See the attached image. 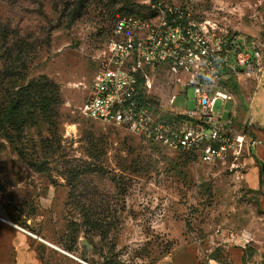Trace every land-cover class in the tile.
I'll return each instance as SVG.
<instances>
[{
  "label": "rangeland",
  "instance_id": "374dc122",
  "mask_svg": "<svg viewBox=\"0 0 264 264\" xmlns=\"http://www.w3.org/2000/svg\"><path fill=\"white\" fill-rule=\"evenodd\" d=\"M157 1L264 43V0H0L10 44L30 55L19 79L0 82V105L32 81L58 95L54 126L38 111L21 131L0 126V264H157L184 243L224 249L264 241L261 197L237 177L240 167L206 164L83 113L116 21L150 16ZM157 76L155 91L167 100L169 78ZM258 78L242 77L236 87L239 125L248 114L264 121V73ZM176 106L194 109V89ZM222 107L218 101L215 112Z\"/></svg>",
  "mask_w": 264,
  "mask_h": 264
},
{
  "label": "built area",
  "instance_id": "2783aa9c",
  "mask_svg": "<svg viewBox=\"0 0 264 264\" xmlns=\"http://www.w3.org/2000/svg\"><path fill=\"white\" fill-rule=\"evenodd\" d=\"M149 8L150 16L116 21L83 113L206 164L238 166L241 171L235 173L242 179L245 153L262 141L251 136L252 121L240 123L239 129L236 87L242 77L262 78L264 43L208 14L194 16L193 9L178 3L157 1ZM160 71L169 78L167 100L155 91ZM190 88L194 109L177 107L178 97H187ZM218 101L223 107L215 112ZM227 102L232 111L224 109ZM157 264L175 263L166 258Z\"/></svg>",
  "mask_w": 264,
  "mask_h": 264
},
{
  "label": "trees",
  "instance_id": "16d2710c",
  "mask_svg": "<svg viewBox=\"0 0 264 264\" xmlns=\"http://www.w3.org/2000/svg\"><path fill=\"white\" fill-rule=\"evenodd\" d=\"M80 1L82 3L83 0ZM80 6L83 5L80 4ZM27 51L28 47H23L22 44L11 45L8 29L0 24V82L6 78L14 77L15 74L18 76L17 79L20 78V74H23L21 71L26 69V63L30 57ZM57 101L58 95L53 88L32 81L16 92L7 104L2 102L0 105V126L6 128L5 124L10 123L17 131H21L28 126L30 120H33V114L37 111L48 125L54 126L57 112L52 109V106ZM263 175L264 172L261 168V181ZM90 227L96 228L98 225L92 224ZM58 244L68 253H74L72 247L69 248L62 241H59ZM82 257L87 261L86 256Z\"/></svg>",
  "mask_w": 264,
  "mask_h": 264
},
{
  "label": "crops",
  "instance_id": "0c3cea01",
  "mask_svg": "<svg viewBox=\"0 0 264 264\" xmlns=\"http://www.w3.org/2000/svg\"><path fill=\"white\" fill-rule=\"evenodd\" d=\"M248 115L255 126L251 136L261 140L262 144L245 153L241 162L242 180L247 188L260 194V207L264 212V175L261 181V168L264 172V123ZM25 253L26 250H19V263H25ZM167 259L175 264H264V241L257 245L234 244L224 249L207 248L196 242L184 243L177 246Z\"/></svg>",
  "mask_w": 264,
  "mask_h": 264
},
{
  "label": "water",
  "instance_id": "95a60500",
  "mask_svg": "<svg viewBox=\"0 0 264 264\" xmlns=\"http://www.w3.org/2000/svg\"><path fill=\"white\" fill-rule=\"evenodd\" d=\"M87 244V243H86ZM88 245V244H87Z\"/></svg>",
  "mask_w": 264,
  "mask_h": 264
}]
</instances>
